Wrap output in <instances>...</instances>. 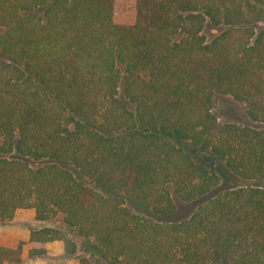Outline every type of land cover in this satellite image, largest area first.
I'll use <instances>...</instances> for the list:
<instances>
[{"label": "trees", "instance_id": "16d2710c", "mask_svg": "<svg viewBox=\"0 0 264 264\" xmlns=\"http://www.w3.org/2000/svg\"><path fill=\"white\" fill-rule=\"evenodd\" d=\"M207 157L244 185L158 221L218 188ZM263 184L264 0H0V221L55 224L0 264H264Z\"/></svg>", "mask_w": 264, "mask_h": 264}, {"label": "rangeland", "instance_id": "374dc122", "mask_svg": "<svg viewBox=\"0 0 264 264\" xmlns=\"http://www.w3.org/2000/svg\"><path fill=\"white\" fill-rule=\"evenodd\" d=\"M133 17L131 13L129 14H123L121 16L117 17V22L118 23H126V22H132ZM220 33L219 28H214L211 26H208L205 29V34L208 40H211L214 36ZM214 114L218 117L219 121L222 123H236L242 126H252V127H260V125L253 123L247 116L246 109L243 105L237 103L230 97H223L219 96L216 99V105L214 107ZM207 165L209 168L212 170L216 171V173L220 176L221 181L220 185L218 186L217 189H215L208 197L199 200L195 203H184L174 197L175 202L177 204L178 210L177 212L165 219H160L158 218V221L161 220H166L170 222H181L187 218H189L196 208L205 203L209 198L217 195L220 192L227 191V190H232L238 187H242L244 185V182L237 177L233 176L225 167H223L222 163L216 161L215 159L211 157H207L205 159ZM264 187V184H263ZM128 205L135 206L134 208L138 209V212L140 214H143L145 216H149V212L136 204L128 203ZM19 213L15 216L17 217V222L20 223V225L24 228H31L37 229L41 228L44 226H53L55 225L54 222H34L35 219V210L34 209H22L18 211ZM14 220V219H13ZM9 222V221H5ZM34 227V228H33ZM5 244H8L7 242H4ZM62 243V242H61ZM85 251L83 248L80 247V254H84ZM27 256V255H26ZM45 259H41L44 264H80L79 263V258H69L66 255L58 257L57 259L50 260L49 258L44 257ZM37 260H28L24 259L23 263L21 264H36ZM95 264H103L101 261L98 259H94Z\"/></svg>", "mask_w": 264, "mask_h": 264}, {"label": "crops", "instance_id": "0c3cea01", "mask_svg": "<svg viewBox=\"0 0 264 264\" xmlns=\"http://www.w3.org/2000/svg\"><path fill=\"white\" fill-rule=\"evenodd\" d=\"M19 211V210H18ZM16 212V215L19 212ZM15 215V216H16ZM34 222H38L34 219ZM34 228V227H33ZM32 227L24 228L17 222V217H14V220L9 222H2L0 221V246H7V247H17L20 242H24V255L26 256L29 249L31 248L30 240V233ZM7 242L8 244H5ZM47 255L46 258L50 260L57 259L58 257L65 255L64 244L60 241H54L48 243L47 246ZM45 258L36 259V264H44L42 260Z\"/></svg>", "mask_w": 264, "mask_h": 264}]
</instances>
